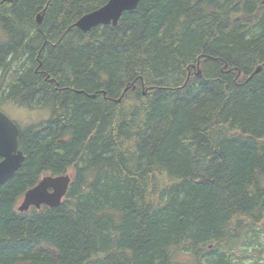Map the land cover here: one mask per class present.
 I'll return each mask as SVG.
<instances>
[{"label": "trees", "instance_id": "trees-1", "mask_svg": "<svg viewBox=\"0 0 264 264\" xmlns=\"http://www.w3.org/2000/svg\"><path fill=\"white\" fill-rule=\"evenodd\" d=\"M107 1L0 0V106L51 109L0 184V264H262L264 0L74 25ZM45 174L60 204L18 211Z\"/></svg>", "mask_w": 264, "mask_h": 264}, {"label": "water", "instance_id": "water-1", "mask_svg": "<svg viewBox=\"0 0 264 264\" xmlns=\"http://www.w3.org/2000/svg\"><path fill=\"white\" fill-rule=\"evenodd\" d=\"M138 2L139 0H108L101 7L83 14L74 25L85 32L100 24L116 25L121 14L133 10ZM40 22L41 15L38 14L37 23ZM259 71L260 66L253 73ZM18 132L17 124L0 109V184L20 168L24 161L25 156L18 148ZM70 178L69 174L43 175L33 187L24 192L17 210L27 211L30 207L40 208L41 205L58 206L67 192Z\"/></svg>", "mask_w": 264, "mask_h": 264}, {"label": "rangeland", "instance_id": "rangeland-1", "mask_svg": "<svg viewBox=\"0 0 264 264\" xmlns=\"http://www.w3.org/2000/svg\"><path fill=\"white\" fill-rule=\"evenodd\" d=\"M2 31L3 30L0 29V41L4 40L6 37L3 35ZM0 109L17 124L18 128H24L30 124L45 120L49 117L51 112L50 106L29 109L26 107H19L13 103H3V105L0 106ZM20 200H18L16 204L17 206ZM262 226H264V221L262 222ZM260 262L264 264V259H262Z\"/></svg>", "mask_w": 264, "mask_h": 264}, {"label": "bare ground", "instance_id": "bare-ground-1", "mask_svg": "<svg viewBox=\"0 0 264 264\" xmlns=\"http://www.w3.org/2000/svg\"><path fill=\"white\" fill-rule=\"evenodd\" d=\"M262 1H263V0H262ZM38 14H40V15H41V18H42V14H41V13H38ZM38 14H37V15H38ZM121 15H122V14H121ZM36 19H37V16H36ZM74 24H75V23H74ZM100 25H101V24H100ZM69 175H70V174H69Z\"/></svg>", "mask_w": 264, "mask_h": 264}]
</instances>
